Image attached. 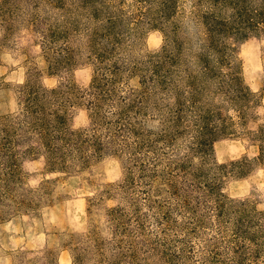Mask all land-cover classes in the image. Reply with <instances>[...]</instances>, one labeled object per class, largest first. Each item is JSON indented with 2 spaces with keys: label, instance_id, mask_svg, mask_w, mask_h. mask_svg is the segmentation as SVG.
<instances>
[{
  "label": "rangeland",
  "instance_id": "374dc122",
  "mask_svg": "<svg viewBox=\"0 0 264 264\" xmlns=\"http://www.w3.org/2000/svg\"><path fill=\"white\" fill-rule=\"evenodd\" d=\"M260 7L0 0L18 164L0 155V264H264ZM25 84L59 91L58 154L27 124Z\"/></svg>",
  "mask_w": 264,
  "mask_h": 264
},
{
  "label": "trees",
  "instance_id": "16d2710c",
  "mask_svg": "<svg viewBox=\"0 0 264 264\" xmlns=\"http://www.w3.org/2000/svg\"><path fill=\"white\" fill-rule=\"evenodd\" d=\"M258 16L260 15L259 25L264 32V7H260L257 11ZM259 33V32H258ZM26 99L24 105V114L26 115L27 124L31 126L33 131L40 134L41 139L44 141L51 153L58 154L59 148L54 146L53 137L58 139L62 138L63 126L66 121V117L63 111L62 105L52 106L48 101L47 97L49 94H58L57 89H48L41 86H29L27 84L21 85ZM46 98V99H45ZM0 136V155L11 164L10 170L14 174L15 166L18 167L14 156L16 152L13 150L15 133L10 132L8 127L1 128ZM260 132L264 133V126L260 128ZM17 137V136H16ZM54 169L57 166H53Z\"/></svg>",
  "mask_w": 264,
  "mask_h": 264
}]
</instances>
